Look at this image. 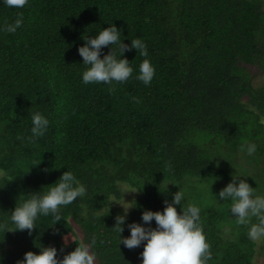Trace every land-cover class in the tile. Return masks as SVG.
Masks as SVG:
<instances>
[{"label":"trees","instance_id":"trees-1","mask_svg":"<svg viewBox=\"0 0 264 264\" xmlns=\"http://www.w3.org/2000/svg\"><path fill=\"white\" fill-rule=\"evenodd\" d=\"M18 14L23 24L16 32H0V171L9 174L5 180L12 177L0 187V217L66 168L87 191L63 206L53 225L48 216L38 218L30 234L5 231L0 264L38 252V243L54 246L62 257L93 236L95 264H139L142 244L124 247L114 227L123 211L113 204L128 187L139 189L121 236L129 234L128 223H144L143 210L162 211L179 188L185 192L182 207L191 202L201 208L208 264H264L254 262L256 242L247 226L236 223L230 201L215 198L232 175L244 176L254 194L264 195V185L253 181L258 174L238 171L233 163L237 157L251 162L239 150L246 142L256 144L254 157L264 155V82L254 84L264 73V0H28L22 9L0 4V23ZM111 23L124 43L140 38L147 45L155 68L150 85L135 79V71L112 94L108 85L81 82L82 36ZM123 56L134 70L144 59L135 49ZM34 111L50 123L43 137L28 141L23 137L30 135Z\"/></svg>","mask_w":264,"mask_h":264},{"label":"clouds","instance_id":"clouds-1","mask_svg":"<svg viewBox=\"0 0 264 264\" xmlns=\"http://www.w3.org/2000/svg\"><path fill=\"white\" fill-rule=\"evenodd\" d=\"M28 0H0V4L15 9H22ZM23 24L22 14H18L12 22L0 23V32L15 33ZM84 43L77 48L82 58L83 69L80 73L81 82L85 85L104 84L108 85L109 94L115 92V84H122L132 77L135 71V79L145 86L150 85L155 68L147 59L148 50L145 42L140 38L129 39L130 43H124L121 30L111 23L106 27H99L93 35H83ZM108 51L102 54L103 48ZM135 49L141 57H144L136 69L130 61L123 56L127 50ZM135 103H140L138 97L132 98ZM49 119L40 111H34L30 115V135L23 139L31 141L43 137L49 127ZM21 139V137H17ZM240 152L252 156L257 151L255 143L246 142L240 145ZM36 161L30 165H38ZM64 165V164H61ZM60 165V166H61ZM59 166V167H60ZM56 167V168H59ZM43 171L47 172L45 168ZM9 174L0 171V187L3 186L4 178ZM239 175H232L231 180L222 187L215 195L223 201H230L228 210L235 217L236 223L247 226V234L251 240L264 238V195H257L253 187ZM137 189L125 188V191L135 192ZM167 190V183L163 190ZM86 187L82 184L74 172L66 168L58 179L46 189L31 192L26 198L16 200L14 208L8 212L7 217H0V243H3L5 231L27 230L30 234L36 221L40 217L52 218L53 225L61 220V208L71 205L78 198L86 194ZM185 199V192L178 188L171 196V202L164 200L163 210L145 209L141 212V220L144 223L131 222L127 224L129 234L121 236L122 225L130 207L136 203L125 201L121 203L123 214L115 216V231L119 235V242L124 247L132 249L142 244L139 253L141 257L139 264H208L212 259L210 245L206 240L203 228L200 224L201 208L194 203L188 202L183 207L181 202ZM135 202V201H134ZM176 205H180L177 212ZM107 211H109L107 204ZM86 214V213H85ZM95 216V213L93 214ZM102 215H100L101 217ZM99 217V218H100ZM257 218V223H251V219ZM155 221V227L151 222ZM96 243L95 236L91 237L88 243L75 246L74 249L57 257V249L54 246L36 244L38 252L31 250L23 253V258L16 261V264H93L94 252L91 251Z\"/></svg>","mask_w":264,"mask_h":264},{"label":"rangeland","instance_id":"rangeland-1","mask_svg":"<svg viewBox=\"0 0 264 264\" xmlns=\"http://www.w3.org/2000/svg\"><path fill=\"white\" fill-rule=\"evenodd\" d=\"M263 82H264V73L256 75L255 80H254V84L263 83ZM260 138H262V135L260 136ZM233 163L237 165L236 169L238 171H239V167L246 168L248 170V174L256 173L257 170L254 168H259V167H255V164L253 162L248 163L246 161V158L244 159L242 157L235 158ZM263 165H264V163H261L259 166H263ZM253 181L255 183L260 184V185H264V170L262 172H258L257 178H254ZM135 194H136V191L135 192L125 191L124 198L119 202L123 203L124 202L123 200L131 201L135 197ZM113 207L122 209V206L119 203H114ZM121 214H123V213H121ZM255 242H256V246H255L256 254H255L254 262L258 261L261 263L264 261V254H263L264 251H261V254H260V252L258 250L260 249V246L264 244V238L255 240ZM93 264H95V262H93Z\"/></svg>","mask_w":264,"mask_h":264},{"label":"flooded vegetation","instance_id":"flooded-vegetation-1","mask_svg":"<svg viewBox=\"0 0 264 264\" xmlns=\"http://www.w3.org/2000/svg\"><path fill=\"white\" fill-rule=\"evenodd\" d=\"M256 158H258V160L255 159ZM246 161H247V159H246ZM251 162H253L254 164H255V167H259V168H254V169H256L257 171H256V173L258 174V172H262L263 170H264V165L263 166H259L261 163H264V155H260V156H256L255 155V157L252 155V160H251ZM250 162V163H251ZM249 163V162H248Z\"/></svg>","mask_w":264,"mask_h":264}]
</instances>
